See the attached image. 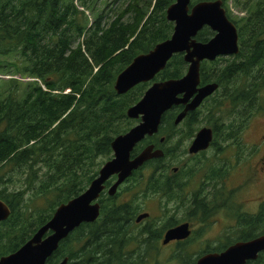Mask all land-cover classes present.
<instances>
[{
	"label": "trees",
	"instance_id": "16d2710c",
	"mask_svg": "<svg viewBox=\"0 0 264 264\" xmlns=\"http://www.w3.org/2000/svg\"><path fill=\"white\" fill-rule=\"evenodd\" d=\"M200 1L206 0L192 5ZM221 1L237 26L240 49L235 56L202 62L201 86L217 84L218 90L179 125L175 120L183 106L163 116L159 132L142 141L133 156L148 145L164 156L135 171L114 196L103 192L99 218L72 232L47 264L65 258L67 264H117L118 247L129 237L120 232L131 228L142 205L137 200L166 197L181 190L171 184L195 181L198 171L188 164L187 143L203 125L213 129L218 154L233 146L244 150L250 120L264 112V0H235L241 17L233 15L229 0ZM99 3L0 0V74L11 76L0 90V200L11 210L0 223V259L26 244L60 205L87 190L113 158L115 138L140 122L127 111L154 82L187 73L184 54H176L153 82L118 95V75L173 35L166 11L174 0H114L103 8ZM214 35L206 27L197 40L208 42ZM216 169L206 180H215L221 172ZM239 227L215 245L187 254L188 264L264 235V205L257 214L244 215ZM246 264H264V251Z\"/></svg>",
	"mask_w": 264,
	"mask_h": 264
},
{
	"label": "water",
	"instance_id": "95a60500",
	"mask_svg": "<svg viewBox=\"0 0 264 264\" xmlns=\"http://www.w3.org/2000/svg\"><path fill=\"white\" fill-rule=\"evenodd\" d=\"M174 0L166 11L168 21L174 23V33L168 40L159 43L149 53L137 56L122 71L115 82L118 95H124L141 83L153 82L176 54H184L188 70L177 80L154 82L143 98L127 111V116L140 122L112 143L113 158L107 161L87 190L69 202L60 205L51 220L42 226L34 236L18 251L4 256L0 264H47L57 251L60 243L85 223H94L100 216V198L103 192L112 197L133 173L147 162L164 156L154 145L146 146L133 156L135 148L146 138L159 132L163 116L174 107L183 106L175 125H179L188 113L197 110L203 102L219 88L217 84L201 86V64L215 61L220 57H232L239 53L237 26L228 18L221 0L200 1ZM209 28L215 33L208 42L197 40L198 34ZM213 130L201 128L190 147L189 154L206 151L213 142ZM115 181L107 187V183ZM11 214L9 206L0 200V223ZM148 215H141L138 221ZM191 236L188 225L169 231L165 243L174 239H187ZM264 251V235L250 241H239L221 253H208L201 256L196 264H246L255 261ZM65 258L58 264H67Z\"/></svg>",
	"mask_w": 264,
	"mask_h": 264
},
{
	"label": "flooded vegetation",
	"instance_id": "af4514ba",
	"mask_svg": "<svg viewBox=\"0 0 264 264\" xmlns=\"http://www.w3.org/2000/svg\"><path fill=\"white\" fill-rule=\"evenodd\" d=\"M242 140L244 150H238L237 147L233 146L218 154L211 143L209 149L196 155H190L188 152L187 156L196 161L195 167L198 174L195 181L171 184L172 187L181 190L172 191L166 197L138 199L137 201L142 205L129 224L131 228L120 232L126 233L129 237H126L123 241L127 243L126 245L118 247L120 254L117 256V259H119L117 264H186L187 244L193 233H207V231L217 228L221 224L218 220L220 218L221 222L226 219L228 225L225 226V230L218 229V233H237L241 231L239 221L244 215L253 213L246 210L244 202L240 200L241 196L240 199H237L235 193L246 187L252 176L249 175V172H246L244 176L241 175L238 187L231 186L228 180L233 164L230 166L224 162L222 156L231 150H235L234 153L236 154L234 156H237V162H239L241 157H245L246 153L255 154L257 146L246 144L244 134ZM210 152L215 155V162L218 164L214 169H221L220 173H216L213 181L206 180L209 174L205 175L204 173L205 167H207L205 163L208 157L206 155ZM257 165L260 168L255 166V180L259 182L260 173L264 174V157L257 162ZM201 174L203 180L198 181L197 177H201ZM229 195H233V197ZM147 202H152L156 210L148 208ZM261 206L262 203L258 205V211ZM145 214L148 216L138 221V218ZM183 225H188V230L191 233L189 238L174 239L168 243L164 242L169 231Z\"/></svg>",
	"mask_w": 264,
	"mask_h": 264
},
{
	"label": "rangeland",
	"instance_id": "374dc122",
	"mask_svg": "<svg viewBox=\"0 0 264 264\" xmlns=\"http://www.w3.org/2000/svg\"><path fill=\"white\" fill-rule=\"evenodd\" d=\"M106 1L113 2L114 0H100V8H103L106 4ZM207 1V0H206ZM235 0H229V7L233 13L234 16L241 17L244 13H242L236 6H235ZM92 17V15H89ZM11 78L9 74L7 73H1L0 74V90L4 87V82ZM15 78L20 79L19 76H16ZM32 81V80H24V82ZM264 97V93H263ZM207 127L203 125L201 128ZM200 128V129H201ZM197 134V133H196ZM244 142L246 144H249L250 146H257L256 153L250 154L249 152L245 154V157H241L239 162H237V156L235 157L234 153L235 150H231L230 152L224 154L222 156V160L226 163H228L230 166L233 164L230 175H229V182L231 186L238 187L241 180V175L244 176L245 173L249 172V175L252 176L250 178V182L248 185L241 189L240 192L235 193V197L237 199H240L244 202L246 210L250 213L257 214L258 211V205L262 203L264 205V174L260 173L259 175V182L256 181V168L255 166L259 167L257 165V162L264 157V112L258 114L254 118L251 119L249 127L244 132ZM192 143H187V150L190 147ZM210 152L208 155H206L208 158L206 159V170L204 171L205 175L209 174V172L215 168L218 164L215 162V155L211 154ZM188 160V157L186 158V161ZM195 163V160H190L188 164ZM260 168V167H259ZM198 171V170H197ZM208 172V173H207ZM197 176V175H196ZM198 181H202L203 177L201 174V177H197ZM157 205V202H156ZM148 208H154L155 211L156 208L152 205V202H147ZM153 211V212H154ZM221 224L217 226V228H213V230L207 231V233H193L192 238L187 244V254H196L203 250H205L207 244L208 245H215V243L224 235V233H218V229L225 230V226H227V220L225 219L223 222H221V218L218 219ZM188 264V262L186 263Z\"/></svg>",
	"mask_w": 264,
	"mask_h": 264
}]
</instances>
